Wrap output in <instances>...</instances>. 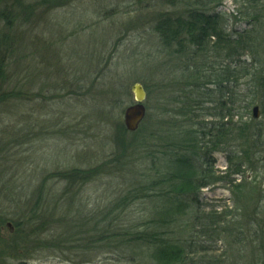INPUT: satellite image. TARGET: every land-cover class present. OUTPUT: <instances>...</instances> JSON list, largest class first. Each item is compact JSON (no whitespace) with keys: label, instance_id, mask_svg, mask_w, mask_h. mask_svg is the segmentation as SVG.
I'll use <instances>...</instances> for the list:
<instances>
[{"label":"rangeland","instance_id":"374dc122","mask_svg":"<svg viewBox=\"0 0 264 264\" xmlns=\"http://www.w3.org/2000/svg\"><path fill=\"white\" fill-rule=\"evenodd\" d=\"M5 6L10 11L0 18V28L6 30L5 21L9 22L12 51L4 58L5 76L0 82L1 91L7 93L0 97V212L6 217L11 213L27 217L42 183L39 202L55 222L44 221L20 255L0 241V264L151 263V245L117 247L121 239L117 230L126 228L125 219L102 222L101 227L108 226L102 232L93 228L94 217L110 208L132 183L154 173L151 157L137 145L135 131L125 129L123 111L133 103L130 87L138 82L146 93V114H154L146 125L153 118L168 119L160 108H171L165 100L180 94L173 86L179 79L173 65L178 60L162 47L153 27L161 13L182 8L169 6L167 0H0V10ZM213 12L224 20L231 38L259 25L244 17L245 9L232 0H222ZM258 29L264 37V25ZM213 54L207 65L220 63ZM241 60L252 62L248 54ZM260 63L264 68L263 57ZM249 80L230 81L223 97L210 87L214 94L207 107L234 116L222 120L203 116L201 120L209 124L202 131H208L210 123L236 121L240 114L252 119L253 105L264 123L259 103L246 111L242 101L241 94H250ZM216 101L225 102L224 108ZM226 155L224 151L209 155L200 142L195 153H188L195 166L215 180L195 192L194 204L202 214L212 209L223 213L220 218L224 216L228 223L227 235L213 243L207 254H190L188 264H253V259L264 264V253L255 248L264 240L259 231L264 229V162L255 163L254 157L242 173L227 176ZM162 157L158 155L161 163H155L156 169L164 170ZM79 174L82 183L74 180ZM149 205L139 200L130 210L138 214ZM194 211L188 203L181 225V236L187 241L198 230L192 225ZM13 224L2 222L0 236L15 238ZM174 237H179L177 232ZM208 258L215 262L207 263Z\"/></svg>","mask_w":264,"mask_h":264},{"label":"trees","instance_id":"16d2710c","mask_svg":"<svg viewBox=\"0 0 264 264\" xmlns=\"http://www.w3.org/2000/svg\"><path fill=\"white\" fill-rule=\"evenodd\" d=\"M221 1L167 0L169 6L182 9L177 13H161L153 31L162 47L169 49L175 60H178L173 65L179 79L174 81L176 83L173 82V86L180 94L165 100L167 105L172 104L171 108L164 105L160 108V111L167 115L166 121L158 122L153 118L152 122L146 125L149 117L154 114L145 113L146 117L140 129L133 133L137 137L140 151L151 157L150 170H154V173L132 183L129 191L119 195L110 208L97 213L94 217L93 228L102 232H107L108 229V226H100L102 222L125 219L128 222L126 228L117 230L121 235L117 247L126 246L131 249L145 244L151 245L149 259L152 262L149 264H188V261H192L190 254L193 256L204 252L207 254L212 250L213 243L227 235L228 223L223 221L224 216L220 218L223 213L219 214L212 209L202 214L194 204L197 201L195 192L215 181L208 179L207 173L203 172L202 168H197L189 159L188 153H195L199 142L209 155L214 151H224L227 154L225 156L227 167L224 170L228 173L227 176L242 173L241 168L254 163V157L257 158L255 163L264 162V123L261 120L248 119L240 114L236 121L231 119L222 123H210L208 131H202L209 124L201 120L203 116L218 120L234 116V113L215 111V107H207L211 95L214 94L210 88L213 86L220 91L219 97H223L226 84L249 77L252 83L250 94L248 96L241 94L242 101L246 103V111L257 101L264 112V68L260 63L261 57L264 58V37L258 31V27L264 25V0H232L245 9V12H241L244 17L252 18L259 24L254 28L237 32L234 38L226 34L221 16L213 12ZM9 11L6 6L1 8L0 18L5 17ZM5 25L6 30L2 29L3 25L0 28V82H4V58L12 51L9 47L11 43L9 22L5 21ZM211 52L214 53V58L220 59V63L208 65L205 63ZM244 54L251 56L250 64H245L241 60ZM6 96L7 93L1 91L0 84V97ZM216 102L221 109L224 108L225 102ZM148 109L151 110L152 107ZM192 128H197L200 132ZM160 154L165 160V166H162L164 170L155 168V163L161 161L158 158ZM208 164L212 165V160L208 161ZM75 172L76 170L72 169L70 171L73 175ZM74 180L78 183L83 182L81 174L75 176ZM43 188L44 184L39 183L38 197L33 207L29 209V217L12 216V213L6 217L0 212V224L6 220L12 221L17 231L15 238L9 240L0 236V241L6 243L16 255L25 253L24 250L28 249L30 242L35 240L36 232L43 228L44 221L47 225L55 222L54 215L47 214L43 203L39 202ZM139 200H146L150 205L136 214L130 209L132 203ZM188 203L196 209L192 225L198 227L191 241L181 236L183 233L181 225L187 216ZM40 219L41 224H36ZM188 222L187 219L185 223ZM259 231L264 234L263 228ZM176 232L179 237L175 238ZM263 241L255 246L258 254L264 253ZM206 261L210 263L214 259L208 258ZM255 263L253 259V264ZM130 264L148 263L131 260Z\"/></svg>","mask_w":264,"mask_h":264},{"label":"water","instance_id":"95a60500","mask_svg":"<svg viewBox=\"0 0 264 264\" xmlns=\"http://www.w3.org/2000/svg\"><path fill=\"white\" fill-rule=\"evenodd\" d=\"M130 90L133 95V103L124 108L123 124L127 131L134 132L145 117L146 110L143 101L146 93L143 86L138 82L133 83ZM251 115L254 119L259 118V108L257 105L252 106Z\"/></svg>","mask_w":264,"mask_h":264},{"label":"bare ground","instance_id":"6f19581e","mask_svg":"<svg viewBox=\"0 0 264 264\" xmlns=\"http://www.w3.org/2000/svg\"><path fill=\"white\" fill-rule=\"evenodd\" d=\"M142 85V84H141ZM143 86V85H142ZM145 107V106H144ZM225 167H227V162H226V166Z\"/></svg>","mask_w":264,"mask_h":264}]
</instances>
